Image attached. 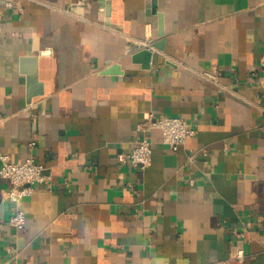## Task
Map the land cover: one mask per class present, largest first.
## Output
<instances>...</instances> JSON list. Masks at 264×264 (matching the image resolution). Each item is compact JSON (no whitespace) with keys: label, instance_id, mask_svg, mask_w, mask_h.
<instances>
[{"label":"crops","instance_id":"crops-1","mask_svg":"<svg viewBox=\"0 0 264 264\" xmlns=\"http://www.w3.org/2000/svg\"><path fill=\"white\" fill-rule=\"evenodd\" d=\"M263 54L264 0H0V151L50 176L22 230L0 178V264H264ZM152 112L195 134L141 170Z\"/></svg>","mask_w":264,"mask_h":264},{"label":"built area","instance_id":"built-area-1","mask_svg":"<svg viewBox=\"0 0 264 264\" xmlns=\"http://www.w3.org/2000/svg\"><path fill=\"white\" fill-rule=\"evenodd\" d=\"M201 77L206 81L225 89L219 82L217 71H205ZM259 83L264 86V54L260 62ZM141 137L135 141L130 154H120L121 162H130L137 169L145 170L151 164L152 147L150 134L153 130L161 132L162 143L172 151H178L186 141L195 134V130L183 118L150 113L146 121L138 127ZM0 178L9 182L7 196L13 204L10 223L18 230L27 224V216L22 209L25 198L33 195L35 187L48 182L50 176L46 168L36 162L34 158L22 162H13L11 157L0 151ZM245 250L236 247L233 254L222 264H244Z\"/></svg>","mask_w":264,"mask_h":264},{"label":"water","instance_id":"water-1","mask_svg":"<svg viewBox=\"0 0 264 264\" xmlns=\"http://www.w3.org/2000/svg\"><path fill=\"white\" fill-rule=\"evenodd\" d=\"M153 6H154V9H155V3L153 4ZM148 54H150L149 52H147ZM140 54H142V53H140ZM113 70H117V67H115V69H113ZM112 69L111 70H106V73H109L110 71H113Z\"/></svg>","mask_w":264,"mask_h":264}]
</instances>
